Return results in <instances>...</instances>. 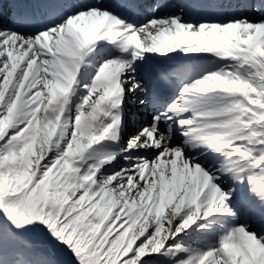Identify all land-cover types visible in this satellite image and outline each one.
<instances>
[{
  "label": "snow or ice",
  "instance_id": "6c2138e0",
  "mask_svg": "<svg viewBox=\"0 0 264 264\" xmlns=\"http://www.w3.org/2000/svg\"><path fill=\"white\" fill-rule=\"evenodd\" d=\"M0 264H264V0H0Z\"/></svg>",
  "mask_w": 264,
  "mask_h": 264
}]
</instances>
